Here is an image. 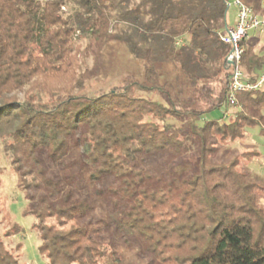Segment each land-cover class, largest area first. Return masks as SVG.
Returning <instances> with one entry per match:
<instances>
[{"label": "trees", "instance_id": "trees-1", "mask_svg": "<svg viewBox=\"0 0 264 264\" xmlns=\"http://www.w3.org/2000/svg\"><path fill=\"white\" fill-rule=\"evenodd\" d=\"M229 10L227 0H0V142L30 193L46 264H115L112 225L152 264H264V187L237 155L214 160L219 142L264 126V90L228 100ZM243 43L256 81L264 44ZM124 48L139 74H111L108 57ZM97 205L107 209L96 220ZM23 231L0 233V264H25L22 246L5 242Z\"/></svg>", "mask_w": 264, "mask_h": 264}, {"label": "rangeland", "instance_id": "rangeland-1", "mask_svg": "<svg viewBox=\"0 0 264 264\" xmlns=\"http://www.w3.org/2000/svg\"><path fill=\"white\" fill-rule=\"evenodd\" d=\"M233 10L234 7H230V11ZM77 44L84 46L85 42L77 39ZM262 45H258L257 48ZM113 52L114 55L108 57V62L112 66V75L139 74L141 72L139 62L125 48L116 49ZM87 63L92 64L91 57L87 58ZM139 95L150 96L151 94L139 92ZM155 98L161 99L160 95H155ZM219 114H221L220 111H214L208 116L215 118ZM219 144L220 151L214 156V160L223 161L227 157L237 155L240 158L243 171L250 176L252 181L264 187V126L258 125L249 129L248 135L244 139L225 144L219 142ZM51 164L49 160L46 161V165L52 170ZM112 183L110 176L104 181L105 186ZM33 194L37 199L38 193L33 192ZM29 196L30 193L22 187L20 177L14 170L11 156L5 151L4 144L0 142V233L14 229L18 223L24 228V231L18 235L6 237L7 246L17 251L21 245L19 253L25 264H46L45 258L39 253L40 239L33 228L35 217L27 213L32 202ZM97 204L99 203L97 202ZM96 209L92 216L97 220L105 215L107 207L97 205ZM104 243L117 259L115 264H152V253L143 251L140 244L133 238L126 240L114 225L105 233ZM153 264L165 263L156 260Z\"/></svg>", "mask_w": 264, "mask_h": 264}, {"label": "built area", "instance_id": "built-area-1", "mask_svg": "<svg viewBox=\"0 0 264 264\" xmlns=\"http://www.w3.org/2000/svg\"><path fill=\"white\" fill-rule=\"evenodd\" d=\"M227 4L229 8L236 9V22L232 28H228L220 36L222 41L230 46L227 55L231 72L228 100L232 105L238 106V94L264 90V73L256 81H251L242 68L245 53L243 42L248 39L251 31L264 29V1L260 13L244 0H227Z\"/></svg>", "mask_w": 264, "mask_h": 264}, {"label": "crops", "instance_id": "crops-1", "mask_svg": "<svg viewBox=\"0 0 264 264\" xmlns=\"http://www.w3.org/2000/svg\"><path fill=\"white\" fill-rule=\"evenodd\" d=\"M263 1L264 0H249L250 3L249 5L252 6L256 12L260 13L262 11ZM235 22H236V9L234 8L233 11L229 10L227 14L228 28H232L235 25ZM247 42L256 47L260 44H264V29L251 31L247 39Z\"/></svg>", "mask_w": 264, "mask_h": 264}]
</instances>
